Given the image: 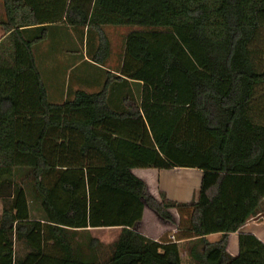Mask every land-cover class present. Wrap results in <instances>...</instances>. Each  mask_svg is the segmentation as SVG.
Listing matches in <instances>:
<instances>
[{"label": "trees", "instance_id": "obj_1", "mask_svg": "<svg viewBox=\"0 0 264 264\" xmlns=\"http://www.w3.org/2000/svg\"><path fill=\"white\" fill-rule=\"evenodd\" d=\"M0 2V264H182L179 238L195 264H264L251 233L226 250L264 220V0H94L101 46L102 26L133 30L118 74L60 101L32 54L48 27L25 0ZM147 168H196L200 186L190 202L153 196L133 173ZM145 206L176 241L136 230ZM111 227L99 250L90 231Z\"/></svg>", "mask_w": 264, "mask_h": 264}, {"label": "crops", "instance_id": "obj_2", "mask_svg": "<svg viewBox=\"0 0 264 264\" xmlns=\"http://www.w3.org/2000/svg\"><path fill=\"white\" fill-rule=\"evenodd\" d=\"M25 2L35 9L36 15L41 21L37 25L48 27L45 34H43L45 35L44 39L33 46L32 54L50 86V98L52 100L60 101L66 97L67 92L72 93L78 89L87 92L97 91L105 81L106 71L118 74L116 71L120 67L121 57L124 53L125 37L133 30V27L122 25L102 26V30L108 39L107 48H105L104 45L101 46L99 29L93 25L88 26L87 23L93 9L94 0H73L75 9L69 14L70 17L67 14L69 6L72 4L71 0H25ZM83 2L84 5H82ZM78 13L86 14V20L82 24L76 22L80 18ZM2 17L3 8L0 2V19ZM1 31L0 26V34ZM35 34L39 35V32H33L31 27L28 28V38L36 36ZM7 37L8 34H5L0 39V44L8 45L9 53L11 52V45ZM94 55L101 57V64L92 60ZM141 170H143L141 174H138L139 171L136 172V169H133V173L144 180L150 194L158 196V191L162 190L165 191L169 199L182 202H190L194 198L202 176L200 170L196 168L158 170L147 168ZM1 210L2 202L0 200V213ZM150 210L149 207H144L142 218V221L144 220V230L139 232L155 241L162 240L165 237V235L162 236V233L165 231L161 230H166L167 225H165L166 223L160 224L155 233L156 227L152 225L154 221H150L151 219L146 221L147 212L156 214ZM165 222L167 221L165 220ZM260 222L263 221L257 222L256 219H252L250 223L246 222L240 230L229 233L226 246V248L229 247V252H227L232 256L237 254L238 237L241 233H251L264 242V239L257 232ZM174 226L175 232L173 231L174 233L169 234V236H172V239L176 241L179 238L177 235L180 230L176 228L175 224ZM111 229H117V227H111ZM211 236H216L213 239L215 240L219 237V234L208 235V238ZM177 241L182 247L185 243L187 244L188 239L179 238ZM181 257L183 261L182 251ZM191 262L195 264L193 260Z\"/></svg>", "mask_w": 264, "mask_h": 264}, {"label": "rangeland", "instance_id": "obj_3", "mask_svg": "<svg viewBox=\"0 0 264 264\" xmlns=\"http://www.w3.org/2000/svg\"><path fill=\"white\" fill-rule=\"evenodd\" d=\"M135 28H139V27H135ZM139 171V172H138ZM142 171L143 170H141V169H136V172H138V174H141L142 173ZM201 172V171H200ZM202 173V172H201ZM143 175V174H142ZM144 176V175H143ZM165 192V191H164ZM31 208H32V210H33V213L34 214H36V215H38V214H40L41 212L38 210L39 208V206H38V203L36 204L35 202H31ZM38 208V209H37ZM150 211H153L152 209L150 210ZM153 212H147V214H146V221H148V219H151L150 221H154L153 223H152V225L153 226H155L156 228H155V233H156V231H157V228H158V226L160 225V224H162L163 225V223H166L165 225H167V229L165 230V229H162L161 231H165V232H163L162 233V236L163 235H165V237H164V239H172L170 236H169V234H171V233H174L175 232V226H174V224L172 223V222H165V220H163L162 218H160V217H158L156 214H152ZM172 213H173V217H175V219H176V221H177V214L176 213H174V211H172ZM148 214H149V216H148ZM261 217L260 216H256V217H253V218H251L250 220H248L247 222H249L250 223V221L252 220V219H256L257 220V222L258 221H263V222H260V224H259V226L257 227L258 228V230H257V232L259 233V235L264 239V220H262V219H260ZM151 225V224H150ZM152 226V227H153ZM250 226H252V225H250ZM136 230H138V231H143L144 230V220L143 221H141L139 224H137L136 225ZM118 231H119V229L117 228V229H111V228H102V229H98V230H91L90 231V234L92 235V236H94V237H96L98 240H99V242H100V244L102 245V247H99V250H104V249H106V247H107V245H109L110 243H112L115 239H116V237H117V235H118ZM174 231V232H173ZM152 233H154V232H152ZM216 236H211L209 239H211V240H213L214 238H215ZM218 237V236H217ZM78 240H81V239H83V236L82 235H78L77 237H76ZM173 240V239H172ZM186 243L181 247V251H182V254H183V261H182V264H192V260L190 259V257H189V255L187 254V252H186ZM184 250V251H183ZM83 251H84V253L85 254H88V249L86 248V247H84L83 246Z\"/></svg>", "mask_w": 264, "mask_h": 264}, {"label": "built area", "instance_id": "obj_4", "mask_svg": "<svg viewBox=\"0 0 264 264\" xmlns=\"http://www.w3.org/2000/svg\"><path fill=\"white\" fill-rule=\"evenodd\" d=\"M4 35H5V32H4L3 29H2L1 34H0V39H1ZM171 238H173V237L171 236ZM226 250L229 252V247H227Z\"/></svg>", "mask_w": 264, "mask_h": 264}]
</instances>
